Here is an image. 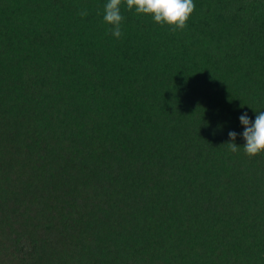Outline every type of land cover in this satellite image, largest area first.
<instances>
[{
  "label": "trees",
  "instance_id": "1",
  "mask_svg": "<svg viewBox=\"0 0 264 264\" xmlns=\"http://www.w3.org/2000/svg\"><path fill=\"white\" fill-rule=\"evenodd\" d=\"M106 2L0 0V264H264V0Z\"/></svg>",
  "mask_w": 264,
  "mask_h": 264
},
{
  "label": "clouds",
  "instance_id": "2",
  "mask_svg": "<svg viewBox=\"0 0 264 264\" xmlns=\"http://www.w3.org/2000/svg\"><path fill=\"white\" fill-rule=\"evenodd\" d=\"M122 6H125L129 12L134 11L138 16L151 17L161 27L167 25L173 33L187 28L196 7L194 0H107L103 6V22L110 26L108 33L117 39L123 35ZM78 15L86 17L88 12L84 9L79 11ZM256 113L254 122L247 113L240 117L245 129L242 136L246 142L242 148L249 157L264 153V111ZM228 135L232 141L226 144L229 150L233 153L239 152L240 147L235 143L237 133L232 131Z\"/></svg>",
  "mask_w": 264,
  "mask_h": 264
}]
</instances>
